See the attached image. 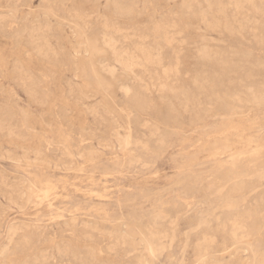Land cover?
Instances as JSON below:
<instances>
[{"label":"rangeland","instance_id":"rangeland-1","mask_svg":"<svg viewBox=\"0 0 264 264\" xmlns=\"http://www.w3.org/2000/svg\"><path fill=\"white\" fill-rule=\"evenodd\" d=\"M109 30L156 60L98 62L100 86L86 41ZM251 246L264 0H0V264H259Z\"/></svg>","mask_w":264,"mask_h":264},{"label":"bare ground","instance_id":"bare-ground-1","mask_svg":"<svg viewBox=\"0 0 264 264\" xmlns=\"http://www.w3.org/2000/svg\"><path fill=\"white\" fill-rule=\"evenodd\" d=\"M49 1H51V0H49ZM108 2V1H107ZM183 3V2H182ZM47 4V3H46ZM51 4V3H50ZM109 4V3H108ZM125 4V3H124ZM110 5V4H109ZM50 5L48 4V7H49ZM54 6V5H53ZM118 6V5H117ZM189 6V5H188ZM14 7V6H13ZM115 7V6H114ZM131 7H132V5H131ZM188 8V7H187ZM127 9V8H126ZM125 9V10H126ZM129 9V8H128ZM189 9H190V7H189ZM114 10V9H113ZM117 10V9H116ZM120 10V9H119ZM236 10V9H235ZM118 11V10H117ZM124 11V10H123ZM132 11V10H131ZM52 12V11H51ZM122 12V11H121ZM120 12V13H121ZM127 13H128V10H127ZM188 13V12H187ZM211 13V12H210ZM128 15H129V13H128ZM122 16H123V14H122ZM125 16H127V15H125ZM129 17V16H128ZM82 18V17H81ZM2 20H4V19H2ZM5 22V21H4ZM234 22V21H233ZM32 24H34V23H32ZM159 25V24H158ZM26 26H27V24H26ZM37 26V25H36ZM221 26V25H220ZM33 27V26H32ZM227 28V27H226ZM85 29H86V26H85ZM216 29V28H215ZM233 29V28H232ZM48 30V29H47ZM87 30V29H86ZM49 31V30H48ZM113 31V30H112ZM116 31V30H115ZM18 32H19V30H18ZM85 32V31H84ZM11 33V32H10ZM47 34H49V33H47ZM164 34H166V33H164ZM82 35H83V33H82ZM86 40V39H85ZM166 40H167V38H166ZM165 40V41H166ZM98 41H99V38L97 39V38H94V39H90V40H88V41H86V42H88L89 43V46H88V50H87V58L89 59V65H88V69L90 70V72L92 73V74H94L95 75V77H98V79H97V82H98V84L100 85V86H102L103 84H104V82L103 81H101L100 79H99V70H98V62H100V65H103V63H104V65H103V68H105V69H107V72L115 79V74H116V70H117V67H118V65H119V68L121 67V68H123V69H125L126 71H129V72H131V73H133V69L136 67V66H140V65H142V66H144V64L145 65H148L149 63H153L154 62V60H156V59H154L153 58V54H151V52H149L150 51V49L151 48H149V51L146 49V47H139V48H137L136 47V52H138L139 54H141L142 56H143V58H144V60H142V61H139V59H138V57L134 54V53H130L128 50H126V49H123V48H118L117 47V40H116V38H115V34H114V32H110V30H109V32H105L103 35H102V37L100 38V41L102 42V48H100L99 46H98ZM40 42V41H39ZM262 42V41H261ZM39 44V43H38ZM41 44V43H40ZM39 44V45H40ZM50 44V43H49ZM41 46V45H40ZM46 46V45H45ZM41 48V47H40ZM39 48V49H40ZM49 48V47H48ZM204 49V48H203ZM109 51L110 52V54H111V56H112V59L114 60V62H115V66H110V65H108V64H106V57H105V55H103V53L105 52V51ZM42 53V51H39V53ZM47 54V53H46ZM53 54H55L54 52H53ZM45 55V54H44ZM50 55H51V53H50ZM142 56H141V58H142ZM47 58V57H46ZM103 59V60H102ZM154 59V60H153ZM99 60H101V61H99ZM158 60H159V58H158ZM211 61V60H210ZM143 62V63H142ZM78 63V62H77ZM154 64V63H153ZM152 64V65H153ZM159 65V64H158ZM151 66V65H150ZM155 66V65H154ZM101 67V66H100ZM145 67V66H144ZM146 67H148V66H146ZM147 69V68H146ZM103 70V69H102ZM105 71V70H104ZM107 72H106V74H107ZM165 73V72H164ZM126 74H127V72H126ZM81 77V76H80ZM133 77H135V74H134V76ZM95 79V78H94ZM134 79H136V78H134ZM140 82V81H139ZM206 82V81H205ZM141 84V83H140ZM208 85V84H207ZM98 86V85H97ZM105 86H106V84H105ZM196 86V85H195ZM85 87H86V85H85ZM148 87V86H147ZM121 88V87H120ZM145 88V87H144ZM104 89V88H103ZM110 89V88H109ZM121 90L124 92V93H126V95L131 91V89L128 87V86H123V88H121ZM101 91V90H100ZM214 98V97H213ZM196 100V99H195ZM187 104V103H186ZM17 120V119H16ZM152 135V134H151ZM129 139V138H128ZM53 140V139H52ZM15 157V156H14ZM229 175V174H228ZM234 175V174H233ZM237 177V176H236ZM228 178V177H227ZM225 179V178H224ZM229 179V178H228ZM225 181V180H224ZM229 181V180H228ZM227 182V181H226ZM48 194V193H47ZM231 202V201H230ZM10 210V209H9ZM4 211V210H3ZM11 213V212H10ZM168 218V217H167ZM14 223V222H13ZM112 226V225H111ZM242 228H240V231H242L241 230ZM74 230V229H73ZM10 232V231H9ZM14 232H16V231H14ZM237 232H238V229H237ZM11 233V232H10ZM13 233V232H12ZM11 233V234H12ZM233 233V232H232ZM16 234V233H15ZM15 234H14V236H15ZM12 236V235H11ZM13 236V237H14ZM86 237V236H85ZM235 238H236V236H234ZM216 238V237H215ZM239 238V237H238ZM245 238H247V236L245 237ZM214 239V238H213ZM248 239V238H247ZM211 240V239H210ZM210 240H208V241H210ZM244 240V239H243ZM26 241V240H25ZM212 241V240H211ZM210 241V242H211ZM214 241H215V239H214ZM231 241V240H230ZM215 243H216V241H215ZM205 244H206V241H205ZM208 244V243H207ZM208 246V245H207ZM252 247V246H251ZM9 249V248H8ZM67 249V248H66ZM252 250H253V252H254V254L255 255H258L259 256V264H263L264 263V246L263 247H255V246H253L252 248H251ZM251 249H249V250H251ZM7 250V249H6ZM150 250V249H149ZM205 250V249H204ZM154 251V250H153ZM67 252H68V250H67ZM152 252V251H151ZM250 252V251H249ZM71 253V252H70ZM250 253H252V252H250ZM68 254V253H67ZM152 254V253H151ZM66 255V254H65ZM251 255V254H250ZM19 256V255H18ZM23 258V257H22ZM252 262V261H251ZM250 262V263H251Z\"/></svg>","mask_w":264,"mask_h":264}]
</instances>
